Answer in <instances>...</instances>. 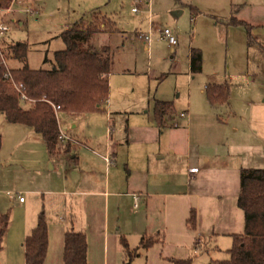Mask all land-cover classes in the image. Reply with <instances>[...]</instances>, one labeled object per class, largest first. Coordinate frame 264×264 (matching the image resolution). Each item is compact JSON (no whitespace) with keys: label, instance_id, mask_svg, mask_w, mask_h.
Masks as SVG:
<instances>
[{"label":"rangeland","instance_id":"obj_1","mask_svg":"<svg viewBox=\"0 0 264 264\" xmlns=\"http://www.w3.org/2000/svg\"><path fill=\"white\" fill-rule=\"evenodd\" d=\"M246 2L249 3L247 12L237 15ZM6 8H11L7 19L10 31L4 39L9 44L28 46L25 62L13 60L11 52L5 50L11 70L25 64L31 70L51 69L50 61H54L55 54L66 49L60 35L81 20H92L96 12L125 32L123 35L104 33L92 42L98 48L110 46L114 53L109 99L104 111L96 113V117L94 113L58 112L63 131L89 134L94 130L90 123L92 118H105L109 111L152 117L157 102H168L176 112L175 120L183 122L188 119L180 118V114L191 105L192 136L198 143H214L232 150L245 148L241 156L217 158L212 178H216L217 172L227 171L230 180H210L204 187L209 196L204 197L200 208L194 198L170 199L165 212H151L154 217L149 214L148 221L143 217L141 224L149 226L150 237L156 240L149 250H140L139 256L130 262L120 245V224L117 223L108 245L99 237L88 243V264H174L171 259L190 260L191 264H215L229 260L234 244L232 234L245 230V217L238 207L241 171L250 167L264 169V152L256 155L259 145L264 148V0H12ZM241 16L255 25L248 20L245 21L250 24L249 28L231 24L233 17L240 20ZM165 29L177 38L175 48L162 40L161 32ZM141 34H150V43H144ZM192 49L200 50L203 56L202 71L197 74H192L190 69ZM122 70L131 74L117 73ZM216 84L228 86L230 106L219 111L214 109L216 113L211 117L204 116L199 106L210 104L206 88ZM25 102L28 103L23 102L22 107L28 109L30 102ZM116 116L120 118L112 114ZM0 122L3 123L0 136L4 143L0 151V216L8 215L9 218L0 264H26L25 224L30 219L38 223L43 215L49 230V220L57 221L63 215L56 207L51 209L50 204H47L50 210H45L42 193L28 192L38 188V184L30 180V188L26 186L28 180H20L24 175L35 177V164H27L24 159L31 156L28 155L30 151L24 154L23 146L15 150L16 157L24 159L22 163L9 156L13 152L11 147L20 141L35 146L27 136L15 140L10 130H28L40 141L41 135L29 127L7 122L1 113ZM117 129L119 132V126ZM220 154L224 152L220 150ZM206 159H201L202 165ZM25 168L29 173L23 172ZM47 169L48 173L50 165ZM175 176L178 173L172 174ZM20 198L25 204H20ZM143 205L140 201L138 207L133 208L130 214L133 220L137 214L145 215ZM193 213L196 215L194 228L189 223ZM132 219L129 218L128 225L133 229ZM162 224L165 226L159 230ZM126 238L134 250L141 236L131 233Z\"/></svg>","mask_w":264,"mask_h":264},{"label":"crops","instance_id":"obj_2","mask_svg":"<svg viewBox=\"0 0 264 264\" xmlns=\"http://www.w3.org/2000/svg\"><path fill=\"white\" fill-rule=\"evenodd\" d=\"M244 4L245 6L237 12V15L246 11L249 3ZM240 18L236 20L250 26L245 21H250L247 17ZM19 22L22 26L23 23L20 20ZM250 22L254 24L253 21ZM117 73L131 74L128 70ZM210 105L209 103L200 104L199 109L204 116L211 117L213 113H216L214 109L216 111L220 108L227 109L230 102L219 107ZM192 110L189 105L185 111L181 112L180 118H187L186 122L175 120L174 114V117L168 118V127L163 129L157 125L155 108L153 116L148 118L136 113L109 111L105 118H92L90 123L94 130L89 134L63 131L59 124L61 135L71 139L63 142L71 144V151L56 159L49 155L46 145L43 146L45 144L43 139L40 141L32 136L34 134L28 130L24 132L25 130L21 128L10 130L15 140H18L20 136H27L28 140L35 142L33 146L22 144L23 142L20 141V144L15 143L11 147L13 149L9 155L11 158H17L21 163L26 159L27 164H35V177L31 179L30 176L21 175L20 180H28L26 186L30 188V180L38 184V188L28 192L42 193L46 203L45 210L49 209L47 204H50L51 209L56 207L60 215H63V218L57 221L50 219L48 222L49 244L45 264H64L65 235L68 232L84 234L87 243L99 237L108 245L110 237H114L113 228L117 223L120 224L119 242L123 252L122 241L125 240L129 246L126 236L131 233L141 236L138 248L143 238H152L147 229L149 226L143 227L141 224L143 217H146L148 221L149 214L154 217L151 212H158L157 214L165 212L168 207L167 201L170 199L194 198L197 207L200 208L204 197L209 196L204 187L210 183V180L215 182L230 180V174L227 171L217 172L216 178H212L214 174L212 167H216L215 161L219 160L217 158L220 156L224 158L226 155L241 156V151H245V148L234 147L235 150H232L214 143L206 144L200 141L198 143V140L192 136L191 122L194 119ZM174 113H176L175 110ZM95 114H93L94 117H96ZM112 114L119 115L120 118L112 117ZM0 124L3 123L0 122ZM122 125L124 126L121 127ZM211 140L214 141L215 138L212 137ZM14 146L17 148L15 149ZM19 146L25 147L24 154L30 151L28 155L31 156H26L24 159L22 156L16 157L15 150ZM220 150L224 154L221 155ZM257 150L256 155L261 156L264 152L261 145L257 147ZM203 158L207 159L202 165L200 161ZM167 159L168 162H166ZM211 159L213 162H210ZM49 165L50 173H47ZM252 168L254 169L250 167ZM23 172L29 173L26 168ZM173 173H178V176L172 177ZM232 176L235 180L233 174ZM140 201L144 204L145 215L137 214L138 217L133 220L130 214L133 213V208L138 207ZM20 204H25V201ZM45 213L49 214L47 211ZM114 218H116L115 221ZM129 218L132 219L130 223L134 225L133 229L128 225ZM36 226L37 222L32 219L25 224L26 237ZM164 226L162 224L158 227L159 230H163Z\"/></svg>","mask_w":264,"mask_h":264},{"label":"trees","instance_id":"obj_3","mask_svg":"<svg viewBox=\"0 0 264 264\" xmlns=\"http://www.w3.org/2000/svg\"><path fill=\"white\" fill-rule=\"evenodd\" d=\"M12 0H0V8H6ZM90 21L81 20L69 26L60 38L66 49L57 52L52 68L49 70H31L26 64L22 68L10 69L14 82L22 85L30 107L24 109L21 94L4 77L6 68L0 64V113L7 122L33 129L41 135L49 155L59 158L69 154L71 144L60 140L61 132L57 118L58 112L71 115H83L103 112L109 99V75L113 72L114 53L110 46L96 47V36L125 32L97 12ZM100 21V24L98 23ZM231 24L249 26L245 22L233 19ZM11 52V58L20 62L27 59L26 44H9L5 39L1 43V52ZM7 59V58H6ZM8 62V59H7ZM46 62H49L46 60ZM203 56L200 50H191L190 69L192 74L202 71ZM207 98L213 107L229 103L227 85H210L206 88ZM55 107H59L58 112ZM170 103L157 102L155 119L160 129L168 127V118L174 117ZM2 137L0 136V151ZM238 207L244 213L245 230L233 235L234 244L230 250V259L215 264H264V169H243L240 177ZM8 215L0 216V251L8 226ZM189 223L196 226L193 213ZM156 242L153 238H143L137 249L131 250L125 240L123 249L129 261L138 257L140 250H149ZM48 227L41 215L36 228L24 243L26 264H45L48 251ZM134 251V252H132ZM88 243L81 233L68 232L65 235L64 264H88ZM174 264H191L190 260H172Z\"/></svg>","mask_w":264,"mask_h":264},{"label":"built area","instance_id":"obj_4","mask_svg":"<svg viewBox=\"0 0 264 264\" xmlns=\"http://www.w3.org/2000/svg\"><path fill=\"white\" fill-rule=\"evenodd\" d=\"M134 12H137V9H134ZM10 14H11V8H0V64L4 65L6 68V73H5L4 77L6 79H8L9 81H11V83L16 88V90L21 94V97L23 100H28L26 95L22 92L23 86L17 85L14 82L12 74H11V70L8 67V62H7L6 56L1 52V43L4 40V36L6 35V33H8L10 31V27H9L8 22H7L8 16ZM161 38H162V40L166 41L169 44L170 48H175L178 44L177 38L168 29H165L164 31L161 32ZM140 39L144 43H150V41H151L150 34H148V35L141 34ZM59 110H60L59 107H55L56 112H58ZM182 116H184V115H182ZM60 140L62 142H68L71 139L67 138L66 136L61 135ZM193 172H195V171H193ZM20 202H23L22 198L20 199Z\"/></svg>","mask_w":264,"mask_h":264}]
</instances>
